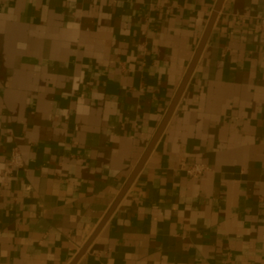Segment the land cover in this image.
<instances>
[{
    "label": "crops",
    "instance_id": "0c3cea01",
    "mask_svg": "<svg viewBox=\"0 0 264 264\" xmlns=\"http://www.w3.org/2000/svg\"><path fill=\"white\" fill-rule=\"evenodd\" d=\"M217 1L0 0V264L74 262ZM261 17L264 0L224 1L74 264H264Z\"/></svg>",
    "mask_w": 264,
    "mask_h": 264
},
{
    "label": "water",
    "instance_id": "95a60500",
    "mask_svg": "<svg viewBox=\"0 0 264 264\" xmlns=\"http://www.w3.org/2000/svg\"><path fill=\"white\" fill-rule=\"evenodd\" d=\"M225 0H218L217 3H216V6H215V9L212 13V16L208 22V25L205 29V32L202 36V39L198 45V48L196 50V53L194 55V58L187 70V73L175 95V97L173 98L171 104H170V107L158 129V131L156 132V134L154 135L150 145L148 146V148L146 149L144 155L142 156L140 162L138 163V165L136 166V168L134 169L133 173L131 174L130 178L128 179L127 183L125 184L124 188L122 189V191L120 192V194L118 195L114 205L112 206V208L110 209V211L107 213V215L104 217V219L102 220V222L100 223V225L98 226V228L96 229V231L94 232V234L92 235V237L89 239V241L85 244V246L82 248V250L80 251V253L77 255L76 259L74 260V262L72 264L75 263V261L80 258L84 252L86 251V249L88 248L89 244L91 243V241L93 240V238L96 236V234L99 232V230L102 228V226L104 225V223L106 222V220L108 219V217L110 216V214L112 213V211L114 210V208L116 207V205L118 204V202L120 201V199L122 198V196L124 195V193L126 192V190L129 188V186L131 185V183L133 182V180L135 179L136 175L139 173V171L141 170L142 166L144 165L147 157L149 156L150 152L152 151V149L154 148L157 140L159 139V137L161 136L162 132L164 131V128L166 127L182 93L184 92L191 76H192V73L198 63V60L200 58V55L203 51V48L208 40V37L212 31V28L215 24V21H216V18L218 16V13L219 11L221 10L222 6H223V3H224Z\"/></svg>",
    "mask_w": 264,
    "mask_h": 264
},
{
    "label": "built area",
    "instance_id": "2783aa9c",
    "mask_svg": "<svg viewBox=\"0 0 264 264\" xmlns=\"http://www.w3.org/2000/svg\"><path fill=\"white\" fill-rule=\"evenodd\" d=\"M261 21L264 24V17H261ZM23 165V157L18 150H13L11 157L8 161L7 172L10 173L14 169L19 168ZM180 168L186 173L187 176L195 178L200 176L202 173L209 169V166L206 163H187L182 161Z\"/></svg>",
    "mask_w": 264,
    "mask_h": 264
}]
</instances>
